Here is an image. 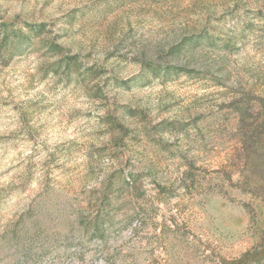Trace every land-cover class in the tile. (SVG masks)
I'll return each instance as SVG.
<instances>
[{"label": "rangeland", "instance_id": "obj_1", "mask_svg": "<svg viewBox=\"0 0 264 264\" xmlns=\"http://www.w3.org/2000/svg\"><path fill=\"white\" fill-rule=\"evenodd\" d=\"M261 98L264 0H0V264L264 246Z\"/></svg>", "mask_w": 264, "mask_h": 264}, {"label": "trees", "instance_id": "obj_2", "mask_svg": "<svg viewBox=\"0 0 264 264\" xmlns=\"http://www.w3.org/2000/svg\"><path fill=\"white\" fill-rule=\"evenodd\" d=\"M22 40V35L14 33L13 35ZM172 70H179L173 66ZM246 114L241 113L240 119L246 123ZM250 127L246 130L242 137L241 151L245 167H253L257 163H264V99L258 100L257 110ZM245 126V124H244ZM222 264H264V246L255 247L242 253L239 257L225 260L222 259Z\"/></svg>", "mask_w": 264, "mask_h": 264}]
</instances>
